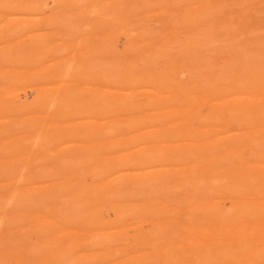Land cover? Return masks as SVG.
Listing matches in <instances>:
<instances>
[{"label": "bare ground", "instance_id": "6f19581e", "mask_svg": "<svg viewBox=\"0 0 264 264\" xmlns=\"http://www.w3.org/2000/svg\"><path fill=\"white\" fill-rule=\"evenodd\" d=\"M62 1L63 0H0V45L2 43H6V45L0 47V70H1V67H4V65L5 66L9 65V66H11L13 68H21V69H23L26 66V67H28L27 69H30V71H23L22 70L21 72H19V70H18L16 73H12V74L10 73V74L4 75V77H3L4 79L3 80L6 82V86L7 87L5 88V90H1L0 89V93L3 92V94L5 95L4 96L5 104H1L0 105V118H4L3 120H8V114L10 116L12 115L8 111H11L12 112L13 109L22 110L18 114H20V113L23 114V112H24V114L31 113V112L32 113H36V112L39 111L38 108L42 109L43 111H46L47 112V116H44V117L41 118L44 123H40V124L38 123V125L36 124V126H38V128H36L34 122L38 121L39 116H35L34 118H31L29 122L23 124V126H22L21 129L25 128L26 131L28 130V131H32V132L35 130V133L37 134V136H39V139H40L39 141L42 142V144L40 145L41 142H38L37 141L39 143V145H40V148H42V150L41 149L40 150L43 151L44 154H46V156L48 158H52L59 167L75 166V165H77V160L81 159L79 161H80V164H81L80 166H82V169L80 170V172H78V174L79 173L84 174L88 178H94V180H95V181H91V182H95L94 186L93 185H90V186L89 185H83V186H81V189L83 190L82 192L89 193V192H91V190H94L95 191V193L93 192L94 195H92V197L94 198V200L97 203L96 202H93L92 205H94V203L98 204V202H100V199H104V197H106V196L107 197H110L112 194L113 195H115V194H118V195L121 194L120 196L122 197V193L123 192H125L127 189H131L136 194L135 195L136 198H138L139 196H137V195L141 194L142 192H144L146 194V197L144 196V198H148V200H151L155 204V206H157L156 215L158 217H165V216H167V217H173V216H176L177 215L176 214L177 211L175 210L173 212L172 209H171L172 206L176 205V206H178V207H180L182 209L183 208L186 209V211H185L186 212L185 213L186 216H188V212L189 211L193 212L194 210H197V211L198 210H202V212L204 213L203 214L204 216L209 217V218H212L213 220H224V221H227V222H229V221H238V220H246V219H254V220L261 219V220H264V185L263 186L262 185L260 186L261 188L259 190L260 191L259 193H255V192H253L254 191L253 185H252V183H250L252 181L254 182V181H257V180L264 181V135L261 132L262 129L261 130L260 129H256L258 126H260L261 128L264 127V100L262 98H260V94L257 93L259 91V89L261 91V88L260 87L262 85L264 86V66H263V68L261 67V69L257 68L258 65L257 64L255 65V62L254 63L252 62V57H254V56L251 57V54L247 51V49L241 48L240 46L237 47V45H236V47H237L236 50H233V52H232V50H229V52L231 51L232 53H230V54L232 56H234L232 59L235 62L234 61L233 62L236 63L238 66H241L240 67L241 68V71H239V74L237 72L235 74L234 72H235L236 67L233 64H229V63L232 62V60H231V62H228L227 64H225L226 62L225 63L223 62L224 65H226V66L222 70H221L222 66L219 67V66L215 65V66H217V67L220 68L219 69V68L216 67L219 71H221V73L218 71L219 74H220L218 76H222L223 79L220 78V77H217V76L216 77L217 78H220V80L222 79L223 81L224 80H227L228 81V84H231V86H229L231 88H228L226 90L224 89V91H223V92H225L224 93L225 95L231 96V97L229 99H224V97H223L219 101H217L215 103H211V102H213L215 100L214 98H209L208 99L206 97L207 99L205 98V99H202V100H200L198 98H195V97L193 98L190 93H183V92H181L185 88L184 89H180V91L178 90L179 92L176 95L174 93L173 95H175L176 97H174V99L172 100L171 95H167L166 92L162 90L163 88L160 90L159 87L157 88L156 86H154V85L151 84L150 75H148L147 73H145V71H147V70H145L142 73L141 72H136V71H134V72L129 71L128 72V70H126V69H121L123 67V65L121 66L120 69H118L119 64L121 65L120 62H119V64H115V66H113V67H109V65L107 66V65L104 64V62H106V61L103 62V60H102V59L106 58L105 56H107V55H105V56H102L101 57V60L99 59L98 61H96L94 59L96 65L95 66H91L92 64L90 66L88 65L90 67V69H89V71H86V72H85V70H84V68L82 66L86 62L85 59H84V63L83 64L81 62H78V65L77 66H73L72 65V67L74 68V70L75 71L77 70V73L78 74H81V75L85 76L86 79L87 78L88 79H92V81L89 80V82H87V83H91V82L93 83V81H98V83H97V85H98L97 86V89H94V87H93V88H91L92 90H90L88 88L89 91H90V93H92V95L89 98L83 100V99H81L83 95H81V98H80V96H78L76 94L77 92L75 94H72L73 91H71V90H73V89H71L70 87H64V88H62V86L59 85L60 83L58 84L56 82L58 79H60V80L61 79H65L64 77H66V72H68L69 74L71 73L72 69L69 68L70 66L68 67V65H71L73 62L71 64H68V65L67 64H64V62H67V61L69 62V60H71V61L74 60L75 62H77L75 60V56L77 57V55H72L73 57H71V59H69V60H68V58H66V59H64V58L63 59H60V57L58 56V53H59L60 48H62V47H60V45H56V44H53L52 43L53 37H52V34L50 32H48V31H46L44 33L43 32H40L41 24H43V23H45V25L48 26L49 29L50 28H52V29L53 28L54 29H59V28H61V26H63L62 25V20L60 19L59 12L57 11L58 4L61 3ZM88 1H90V0H71V2L73 4L78 5L79 8L85 6ZM98 1L99 2L102 1V3H104V8L103 9H102V7L101 8L99 7L100 10H101V16H102V18H101V16H100V18L103 19L104 22H109L111 25L108 24V23L107 24L110 25L111 26V29H112V27L115 25V16L113 15V11H112L113 9H111L110 6L112 5L111 7L113 8V7H115V4L113 6V1L110 2V0H98ZM129 1H131V0H129ZM66 2H67V0H66ZM139 2L140 1H138V3ZM94 3H95V1H94ZM154 3H156V2H154ZM127 4L129 5V3H127ZM140 5H141V2H140ZM158 5H160V4L157 3V6ZM172 5H173V3H172ZM97 6H98V4H97ZM135 6H137V4ZM63 7H65V6H63ZM116 7L119 8L120 6H117V3H116ZM144 7L146 8V6H144ZM176 7H178V6H176ZM180 7H182V6H180ZM207 7H208V5H207ZM77 8L78 7H75L74 9H77ZM84 8H85L84 11H86L85 13L89 12L88 10H86V6ZM84 8H82V9H84ZM118 8H116V9H118ZM136 8H138V7H136ZM145 8L142 11H145L146 10ZM153 8H155V7H153ZM141 9H142V7L140 6L139 7V10H141ZM150 9L151 8L148 9V7H147V10H150ZM178 9L179 8H177V10ZM242 9L243 8H241V10ZM132 10H133V8H132ZM139 10L138 11L136 10V11L137 12H140ZM230 10H229V12H230ZM114 11H116V10L114 9ZM126 12H128V11H126ZM232 12H234V11L232 10L231 13ZM91 13H92V11H90L87 15L89 16ZM95 14H97V13H95ZM134 14H135V12H134ZM187 14L189 15V13H187ZM195 14H197V13L195 12ZM202 14L200 15V18L202 17ZM225 14H226V11H225ZM246 14H247V11H246ZM259 14H262V13H259ZM132 15H133V13H132ZM157 15H160V14H157ZM212 15L214 16V13H212ZM216 15H217V13H216ZM193 16L194 15L192 14V17ZM252 17H255V16H252ZM256 18L257 17H255V20H256ZM73 19L71 21H73ZM236 19H238V18H236ZM150 20L152 21V19H150ZM150 20H148V21L150 22ZM158 20H160V19H158ZM201 20H202V18L200 19V21ZM217 20H219V19H217ZM228 20H229V18H228ZM239 20L241 21V19H239ZM95 21H97V20H95ZM116 21H117V18H116ZM131 21H132V18H131ZM230 21H231V19H230ZM251 21H252V19H251ZM205 22L207 23V21H205ZM238 22L239 21H237V23ZM74 23L73 24L72 23H69V24H72L73 25V27H72L73 29L75 27L74 25H77V23L75 21H74ZM88 23L89 22H87V24ZM198 23L199 24H197V27L201 23H203V20H202L201 23L200 22H198ZM221 23H222V21H221ZM69 24L67 22L66 25L65 24L64 25L65 26L68 25V28L70 30L71 27H70ZM83 24H85V23H83ZM90 24H89V26H90ZM232 24H234V23H232ZM242 24H243V22H242ZM261 24H262V22H261ZM94 25L96 26V24H94ZM227 25H228V23H227ZM231 25H229V26H231ZM85 26H86V24H85ZM86 27H88V26H86ZM234 27H236V25ZM234 27H232V31H233V28ZM65 28L67 29V27H65ZM72 28H71V30H72ZM97 28H98V26H97ZM125 28H126V24H125ZM243 28H245V27L243 26ZM75 29H77V28L75 27ZM107 29L108 30H111L110 28H107ZM114 29L115 28H113L112 30H114ZM136 29H138V27ZM148 29H149V26H148ZM191 29H193V28H191ZM229 29H231V28H229ZM100 30L101 29H99V30L97 29V31H100ZM102 30H104V28ZM79 31L80 30H78V32ZM86 31L88 32V30H86ZM217 31H218V29H217ZM130 32H132V31H130ZM137 32L136 31L134 32V36H133V39L134 40H137V39H135V33H137ZM144 32H146V30ZM171 32H173V31H171ZM219 32H222L223 33V31L222 30L220 31V29H219ZM241 32H242V30H241ZM98 33L101 34V31L98 32ZM124 33H125V31H124ZM124 33H122V34H124ZM146 33H148V32H146ZM60 34H59V36L56 35V37L59 38L61 36ZM88 34H89V32H88ZM131 34H133V32ZM257 34L258 33H256V36H257ZM27 35H28L27 39L30 38V39H32L31 42L32 43H35V45H34L35 47L33 48V50L31 49L32 50L31 52L25 51L22 48V46L24 44L21 46L20 45L21 41H17L18 39L23 38L24 36H27ZM78 35H80V34H78ZM211 35H212V32H211ZM53 36H54V39L61 40V39L55 38V35H53ZM168 36H169V34H168ZM212 36L215 38L214 35H212ZM69 37H70V35L68 36V39H69ZM119 37L121 39V35H119ZM110 38H109V40H110ZM128 38L130 39L131 37L129 36ZM227 38L228 37H226V39ZM247 38H248V35H247ZM249 38H251V37H249ZM62 39L65 40V38H63V37H62ZM74 39L75 38H73L72 40H74ZM102 39H104V38H102ZM127 39L124 36V41L127 40ZM142 39L144 40V38H142ZM148 39H150V38H148ZM156 39H157V37H156ZM226 39H224L225 42H226ZM177 40H179V43L182 45L179 37H178ZM236 40H234V41H236ZM104 41L106 43H109L112 40H110L108 42L107 40L104 39ZM104 41L103 42L101 41L100 43L101 44L102 43L104 44ZM113 41H114V39H113ZM113 41H112V43H113ZM188 41H189V39H188ZM196 41H197V39H196ZM196 41H195V43L197 44L198 42H196ZM85 42H86V38H85ZM92 42L94 43V41H92ZM201 42L202 41L200 40V43H198V44H200V47H201ZM221 42H222V40H221ZM229 42H232V41H229ZM250 42H251V40H250ZM254 42H255V40H254ZM84 43H82V45H84ZM100 43H98V44H100ZM106 43H105V45H106ZM112 43H111L110 46H113ZM188 43H186V44L188 45ZM109 44H107V46ZM116 44H114V45H116ZM171 44H172V42H171ZM174 44H175V42H174ZM183 44H185V43H183ZM224 44H227V43H224ZM252 44H254V43H252ZM89 45H90V42H89ZM119 45H121V44H119ZM119 45H117V46H119ZM216 45H218V46L221 45L220 46V49H222L221 50L222 52L224 51L223 48L224 49L227 48L226 45L223 47L222 46V43L221 44L218 43V44H214V48L215 49L219 48L218 46L216 47ZM229 45H230V43H229ZM263 45H264V43H263ZM101 46H100V48L102 49ZM139 46H141V45H139ZM156 46H158V45H156ZM167 46H169V50L174 47L172 45H167ZM175 46H177V45L175 44ZM202 46L205 47L204 46V43H203ZM233 46L235 47V45H233ZM81 47H84V46H81ZM85 47H88V46H86V43H85ZM104 47L103 48H104L105 51H102V52L103 53L104 52H108V51H106V48L107 47L106 46H104ZM154 47H155V45H154ZM95 48H93V49H95ZM97 48H98L97 51L99 53H102L101 50L99 51V49H100L99 46ZM109 48L111 49V51L114 52V49L115 48H112V47H109ZM109 48H107V50ZM156 48H155V50H157ZM183 48H181V50H183ZM196 48H195V50H196ZM205 48L207 49L208 47H205ZM211 48H213V46ZM214 48H213V51L215 52V49ZM147 49H150V48H147ZM147 49L145 48V50H147ZM229 49H233V48H229ZM262 49H264V46H263ZM174 50H172V52ZM181 50H178V51H181ZM198 50L199 49L197 48V50H196L195 53H198ZM209 50H211V52H212V49L209 48ZM93 51H95V50H93ZM131 51H132V49H131ZM133 51H136V50H133ZM184 51H185V49L183 51H181L182 53L180 52L181 54H183L182 55L183 57L182 56H181L182 58L180 57L181 59H183L188 54L190 55V52H188V53H186L187 55L184 56ZM208 51H207V54H208ZM118 52L119 53H122L120 51H118ZM127 52H128V50H127ZM226 52H228V51H226ZM65 53H69V52H66L65 51ZM91 53L93 55V52L92 51H91ZM97 53H96V55H97ZM137 53H138V51H137ZM169 53H171V50L168 52V55H169ZM180 53H177V54L179 55ZM195 53H192V54H195ZM199 53H201L200 50H199ZM204 53L205 54H203L204 55L203 57L205 58L206 57L205 56L206 55V52L204 51ZM49 54H51V56H52L51 58L49 57L50 56ZM62 54H63V52H62ZM69 54H71V53H69ZM128 54L130 55V53H128ZM135 54H136V52H135ZM151 54H147V56H149ZM215 54H216V56L219 57L220 55L222 56V54H224V53H219L220 55H218L215 52L214 55ZM116 55H118V54H116ZM164 55L166 57V55H167L166 52H165V54L163 53L162 56H164ZM168 55H167V57H168ZM189 55H188V57H189ZM224 55H228L229 56L228 53L227 54L225 53ZM60 56H62V55L60 54ZM63 56H65V55H63ZM108 56H109V54H108ZM194 56H193V58H194ZM200 56H202V55L200 54ZM228 56H226V57H228ZM143 57H141L143 59L139 58L137 60L138 61L139 60H142L143 61L146 58V55L145 56L143 55ZM195 57H197V56H195ZM203 57H202V60L204 62H202V63H205V60L208 57H206L205 60H204ZM154 58L156 59V56ZM168 58H170V57H168ZM175 58H177V55H176ZM180 58H178V59H180ZM132 59L130 61H132ZM210 59L211 58L207 59V61H210V63H212L211 61H213V60H210ZM114 60H116V59H114ZM117 60L119 61V58ZM121 60H122V58H121ZM190 60H192V59H190ZM197 60H199V58ZM197 60L195 59L194 62H196ZM200 60H201V57H200ZM260 60H258V61H260ZM94 61H93V63H94ZM107 61H109V60H107ZM123 61L125 62V60H123ZM142 61H139V62H142ZM154 61H153V63H155L154 66H156L158 64V62H154ZM158 61H159V58H158ZM169 61H170V59H169ZM175 61L177 63V60H175ZM111 62L113 64V60H111ZM124 62H123V64H124ZM180 62L181 63L179 64V66L180 65L182 66L183 63L184 64L185 63H188V60H187V62H182V61H180ZM261 62L262 61H260L259 63H261ZM100 63H102V64H100ZM149 64H150V62H149ZM159 64H161V63H159ZM205 64L206 65L203 64V66L206 68L207 67V62ZM124 65H126V64H124ZM162 65H163V63H162ZM172 65H173V63H172ZM219 65H221V64H219ZM263 65H264V61H263ZM88 66L86 65V68ZM169 66H171V65H168V67ZM208 66L210 67L211 64L208 63ZM215 66H214L213 71L217 70V69H215ZM171 67H173V66H171ZM171 67H169V68H171ZM204 67L201 68V70H200L201 72H202V69ZM209 67H207V68L209 69ZM212 67H211V69H212ZM151 68H153V67H151ZM158 68L159 67H157V70H158ZM205 68H204V70H205ZM181 69H185V68L181 67ZM208 69H207V71H210ZM74 70H73V72H74ZM148 70H150V69H148ZM6 71H8V70H6ZM155 71H154V73H156V74L160 72V71L159 72H157V71L155 72ZM171 71H173V70H171ZM176 71H177L176 73H173L175 75L172 74L173 77L174 76H177V73H179L178 72L179 70H176ZM200 71L197 72V73H200ZM189 72H190V75H191L192 72L189 70L188 71V74H189ZM7 73H9V72H7ZM194 73L195 72H193V75H194ZM212 73L210 74V76L212 75ZM72 74H70L69 76H71ZM208 74L209 73L207 72V75ZM74 75H75V72H74ZM151 75H154V74L151 73ZM200 75L201 74H199V77L198 78H201ZM165 76H164V78H166ZM216 77L214 78L215 80H216ZM84 78H83V80H84ZM164 78L163 79H160V80H164ZM3 80H1V81H3ZM70 80H71V78H70ZM81 80L82 79H79L78 81L80 82ZM202 80L204 81V77L202 78ZM207 80H208V78H206V76H205V81H207ZM211 80L212 79H210V81ZM76 81H77V79H76ZM85 81H87V80H85ZM217 81H219V80H217ZM217 81H215V82H217ZM163 82L164 81H162V83ZM221 82H219V83H221ZM100 83H103V85L104 84L107 85L108 83L109 84L111 83V84H114V85H119V86L125 87L129 91L126 92L123 96L118 95V93H117V96H110V94L108 95L107 92H102V91L100 92V90L98 89V88H100V86H99ZM207 83L208 82H205V84H207ZM223 83H225V82H222V84ZM62 84H64V83H62ZM109 84H108V86H109ZM218 84L216 85V87L213 86V85H211V84L210 85H205V86L206 87L207 86H212L214 88H217ZM114 85H110V86H114ZM162 86H164V85H162ZM176 86H180V85L177 84ZM205 86L202 85L203 88L201 87V90L202 89H205ZM2 87H3V83H2ZM114 87H116V86H114ZM143 87L145 88L144 90H140V91L138 90V89L143 88ZM168 87H169V85H168ZM186 88H190V90H194V88L191 87V86L190 87H186ZM224 88H225V84H224ZM199 89H200V87H199ZM199 89H198V86H197L196 91L199 90ZM137 90L139 91V93L145 94V101L144 102H142L140 99H138V95H137L138 94L137 93L138 91ZM208 90H209V87H208ZM168 91L171 92L170 90H168ZM196 91H192V93L193 92L196 93ZM99 92L101 93V96L100 95L98 96V93ZM184 92H185V90H184ZM83 93H85V92H83ZM199 93H200V90H199ZM260 93L262 94V92H260ZM113 94H115V93H113ZM26 110H28V112L25 113ZM53 112H55L54 117L52 116V113ZM18 114H16V115L18 116ZM21 114H20V116H21ZM13 116H15V115H13ZM9 122L10 121L8 120V124L7 125H4V126L2 125V127H3L4 130H0V134L1 135L4 134V136L5 135L7 136V133H9V131L11 129H13V127L8 128V127H10V126H8L9 125ZM232 124H235V126H237V129L232 130V128H231V125ZM12 125H13V123H12ZM15 126H17V125H15ZM46 126L48 128L52 126V127H54V129L56 128V130L51 131V132L48 131L47 134H46V139H44L42 141L41 140V136L44 134V130H45ZM57 128H59V129H57ZM18 130L19 131H22V133L24 131V130H20V128H18ZM19 131L16 132V134L19 133ZM26 131L24 133H27L28 132V131L27 132ZM124 135H128V136L127 137H122ZM118 136H120V139L118 138ZM77 138L78 139L82 138L83 140L86 139V138L87 139L88 138H90V139L92 138V140H94V141L99 140V139L110 140V141H108L105 144V147L108 150V154L112 153L113 155L112 156L110 155L111 157L106 158L104 161H99L98 159L92 161V158L90 156H88V154L87 155H83V152H81L82 150L79 149V146L76 145V144L70 145L68 148H65V150L69 149L68 151H66L67 153H63V152H65L63 150L64 148L54 149V147H59V145L60 144H63L64 142H67V141H73V142H75V141H77ZM0 139H1V137H0ZM5 139L6 138H4V140ZM87 139L84 140V141H87ZM21 141H23V140H21ZM37 142H36V144H37ZM91 142H93V141H91ZM22 143H24V142H22ZM22 145H23V147H24V145L30 146V143H26V144H22ZM2 147H0L1 151H3L2 150ZM5 147H7L6 144H5ZM10 147H11V145H10ZM12 148H14V152L15 153L20 150L19 149L20 147L17 149V145H16L17 151H15V147H12ZM84 148H85V146H84ZM8 150H12V149H7V151ZM12 151L9 153L10 155H11ZM34 152H36V151H34ZM18 153L20 154V152H18ZM2 154H3V152L0 155L2 156ZM9 154H8V156H9ZM44 160H45V158H44ZM22 162H24V161H21V164H23ZM27 163H28V160H27ZM36 163L38 164L39 162H36ZM10 164H11V162H10ZM18 164L20 165V162ZM32 164L34 165V162ZM6 166H7V164H6ZM35 166H36V164H35ZM90 166H91V168L89 170H87L86 168L87 167H90ZM21 167H23V166H21ZM67 167L64 168V169L65 170H68ZM9 168H11V166ZM13 168H14V166H13ZM74 168H75V170H77L76 167H74ZM1 169L3 170L5 168L2 167ZM17 171H20V170H17ZM24 171H27V170L25 169V170H23V172ZM72 173H75V172H72ZM76 173H77V171H76ZM42 174L43 173H41V175ZM45 175L47 177H49L50 179H54V180L55 179H59L60 177L65 176L64 175V172L62 173L61 170L59 168H57V167H54V169L52 168V171H48ZM15 177L16 176H14V178ZM12 178L13 177H11V179ZM6 179H8V178L5 177L4 180H6ZM8 180H10V178ZM33 180H35V178H33ZM41 180H43V178ZM66 182L67 183H61V182H54L53 183L52 182L53 184H51L50 186H48L49 187V191H50V193H49L50 195H49V197H47L48 199L47 198H45V199H47V201H48L49 198H52V197L53 198H57L58 197L59 198L58 199L59 201L62 200L61 201L62 206L64 205V207L65 206H69L70 207L69 212L68 211H65V212H67V214H69V215H74V214H77V213H76L75 210H73V207L76 208L77 205L74 206V203H72V201L69 200V198L72 199V196H66L68 194L67 192L72 187H74V186H72V184H70V182L68 180ZM22 183H24V180H23ZM25 183H26L25 185H27L28 182H25ZM22 185H24V184H22ZM30 185H31V183H30ZM14 189H15V187H14ZM0 190H1L0 192L2 193V189H0ZM5 190H6V188L3 189V192ZM35 190L36 189H34V191ZM27 191H26V193H28V195H30L29 192L31 190L30 191L27 190ZM129 191H126V192H129ZM80 192H81V190H80ZM82 192L80 193V195L81 196H84V195H82ZM126 192L123 193V194H127L128 195V193H126ZM19 193H20V191H19ZM26 193H25V195H27ZM134 193H131V194L133 195ZM46 194H48V193H46ZM131 194H129V195L131 196ZM11 195H13V194H11ZM21 196H22V194H21ZM23 196H22V198H23ZM32 196L33 195H31L30 199L28 197V198H24L22 200L25 201L27 199V202H28V199L29 200L34 199ZM43 196H44V194H43ZM81 196H80V198H81ZM61 197H62V199H60ZM115 197H116V195H115ZM135 197L133 199H135ZM193 197L196 200H199V201H196V204L194 206L192 205V201H190V198H193ZM0 198H1V196H0ZM80 198H79V200L81 201ZM87 198H89V197H87ZM115 199L117 200V198H115ZM133 199H131L130 201L132 202ZM142 199H143V196H142ZM43 200H44V198H43ZM79 200H77V201H79ZM120 200H121V198H120ZM126 200L127 199L125 198V201ZM21 201L19 200V204H21L20 203ZM23 201H22V203H23ZM33 201H31V202H33ZM139 201H141V200H139ZM38 202H40V201H38ZM70 202H71V204H70ZM29 203H30V201H29ZM13 204H15V202ZM19 204H15V205H19ZM30 204H32V203H30ZM46 204L48 205V202ZM10 205H12V204H10ZM92 205L90 203L91 208L92 207L94 208V206H92ZM134 205H136V204H134ZM44 206L45 205H43V207ZM90 206L88 205L87 207H90ZM18 207L21 208L23 206L21 205V207L20 206H18ZM24 208H26V205H25ZM111 208H113V207H111ZM111 208H110V210H104L103 208L101 210L98 209L97 213H92V214H90L89 212H86L87 210H85V213H87L85 215L90 214V216L92 215L91 217H93L96 214L97 216H100V220L101 221L103 220V219H101V216H103V215L105 217L106 216H109L112 219V221L115 220V222H116L117 220H119L117 222L119 224V222L122 221L120 219H122V217H123V213H122L123 211L119 212L117 210H112ZM32 209H33V207H32ZM37 209L40 210V207L39 208H36V210ZM47 209H49V208H47ZM21 210H23V208ZM41 210H42V207H41ZM81 210H83V209H81ZM92 210H89L88 209V211H92ZM129 210H130V208H129ZM27 211H29V210H27ZM30 211L32 212V210H30ZM59 211H61V210L59 209ZM5 212H6V210H5ZM8 212H9V210H8ZM20 212H22V211H20ZM57 212H58V210H57ZM0 213H3L4 214V211L3 212L0 211ZM148 213L149 212H147L146 214H148ZM60 214H62V213H60ZM137 214L138 213H136V215ZM139 214H140V212H139ZM80 215H84V214H80ZM131 215H132V213H131ZM97 216L94 217L95 220H96V217ZM104 216H103V218H104ZM59 217H61V216H59ZM66 217L67 216H65V218ZM77 217H74V219L75 218L77 219ZM193 217H195V216H193ZM5 218H6V216H5ZM69 218L71 219V216ZM86 219H87V217H86ZM185 219H187V217H185ZM91 220H92V218H91ZM130 220H131V218H130ZM188 220L190 221L189 218L186 221H188ZM23 221H25V220H23ZM31 221H32V219H31ZM85 221L86 220H84V224L87 223L89 225V223H92V222H90V220L87 221V222H85ZM101 221H100V224H101ZM184 221H183V223H184ZM199 221H200V219H199ZM64 222H66V221H64ZM96 222H98V221H96ZM108 222L107 223L104 222V223L107 224V225H109ZM132 222L134 223V221H132ZM144 222H146V221H144ZM180 222H182V220ZM21 223H22V221H21ZM57 223H59V222L57 221ZM166 223H168V221ZM216 223L217 222H215V224ZM229 223H231V222H229ZM257 223H260V222H257ZM82 224H83V222H82ZM84 224H83V226H84ZM121 224L123 225V223H121ZM19 225L20 224L18 223V226ZM25 225H26V223H25ZM97 225H99V222L97 223ZM97 225H95V226H97ZM101 225H103V224H101ZM126 225H128V224H126ZM203 225H204V222H203ZM217 225H218V223H217ZM83 226H82V228H83ZM93 226L94 225L92 224V227ZM205 226H206V223H205ZM247 226H248V224H247ZM113 227H114V224H113ZM221 227H223V226H221ZM20 228L21 229H24L22 227H20ZM20 228H18V229L20 230ZM71 228H74V227H71ZM225 228H227V227H225ZM228 228H230V227H228ZM26 229L27 228H25V230H22V232L26 233L27 232ZM87 229H89V228H87ZM255 229H258V228L255 227ZM30 230L33 231L34 229L31 228ZM30 230H29V233L30 232L32 233V231H30ZM155 230H158V229H155ZM263 230H260V231H263ZM38 231H39V229H38ZM41 232L42 233L43 232L45 233V230L44 231H41ZM245 232H247V231H245ZM35 233L37 234L36 230H35L34 233L31 234L32 235L31 237L36 236ZM22 237H23V235H22ZM25 237L28 238V236H26V234H25ZM31 237L28 238L27 241L30 242V239H31V241L34 242L35 239L32 240L33 238H31ZM112 237L108 238L107 241L106 240H103L104 242L105 241L106 242L103 243L102 245L103 246L108 245L109 247H113L114 245H117L118 242H119V239L112 238ZM149 237H151V235ZM204 237H207V235H205ZM35 238L39 239L38 236L35 237ZM235 238H237V237H235ZM258 238H259V236H258ZM252 239H250V240H252ZM19 240H22V238L19 239ZM56 240H57L56 241V244H58V242L60 240L58 241V238ZM90 240H92V239H90ZM151 240L153 241V238H151ZM242 240H244V239H242ZM52 241H54V240H52ZM179 241H181V240H179ZM14 242H16V241H14ZM14 242H12V243H14ZM24 242H26V239L24 240ZM253 242H255V241H253ZM26 243H28V242H26ZM81 243H82V241H81ZM83 243H85V242H83ZM95 243H93V244H95ZM22 244H23V242H22ZM53 244H54V242H53ZM100 244L101 243H99V245ZM164 244H165V242H164ZM231 244H232V242H231ZM30 245H29V247H30ZM38 245H40V244H38ZM186 245H187V243H186ZM32 246H33V244L31 245V247ZM35 246H37V242H36V245ZM94 246H96V245H94ZM119 246H120V244H119ZM144 246H146V245H144ZM201 246H203V245H201ZM218 246L219 245H217V248H218ZM34 247H32V248L35 249ZM39 247H37V249H39ZM96 247H98V246H96ZM165 247H166V245H165ZM225 247H227V246H225ZM249 247H251V246H249ZM49 248L50 247L48 246V250H50ZM53 248H54V246H53ZM53 248H51V249H53ZM144 248H146V247H144ZM214 248H215V246H214ZM214 248H212V249H214ZM220 248L221 247H219V249ZM33 249H31V252L34 253V251L35 252L37 251L36 249L33 251ZM64 249H66V248H64ZM95 249L97 250V248H95ZM147 249H148V247H147ZM200 249H201V247H200ZM226 249L230 251V249H228V248H226ZM42 250L44 251V247L42 249H40V251H42ZM45 250H46V247H45ZM105 250H107V249H105ZM140 250H141V248H140ZM194 250H196L195 247H194ZM24 251L26 252L25 249H24ZM66 251H67V249H66ZM241 251H242V249H241ZM44 252L47 253L49 251H47V252L44 251ZM44 252H42L41 254H43ZM90 252H92V251L90 250ZM141 252H143V251H141ZM200 252L201 251L199 250V253ZM244 252H245V250H244ZM258 252H259V250H258ZM65 253H67V252H65ZM159 253H160V251H159ZM161 253H162V251H161ZM239 253H242V252H239ZM152 254H154V253H152ZM157 254L158 253H156V255ZM82 255H83V253H82ZM199 255H201V253ZM204 255H205V253H204ZM228 255H230V253ZM232 255L235 257L234 254H232ZM257 255L258 254H256V256ZM252 256H255V255H252ZM59 257H61V256H59ZM63 257L64 256H62V258ZM124 257H125V255H124ZM194 257H196V255H194ZM147 258H149V257H147ZM231 258H233V257H231ZM243 258H245V257H243ZM52 259H54V258H52ZM59 259H61V258H59ZM59 259H58V261H61L62 260V259L61 260H59ZM164 259H165V257H164ZM261 259L264 261V258L263 257ZM95 260H96V258H95ZM196 260H198V259H196ZM214 260H212V259H211V261L207 260V261H205V264H207V262H209V264H210V262H212ZM223 260H226L227 261V259H224V258H223ZM109 261L110 260H108L107 262H109ZM216 261H214V263ZM35 262H36V260H35ZM181 262H180V264H182ZM200 262L201 261H199L198 264H202V262L201 263ZM218 262H220V261H218ZM255 262H256V259H255ZM41 263H42V261H41ZM63 263H64V261H63ZM66 263H67V261H66ZM74 263L77 264L78 261H74ZM95 263H96V261H95ZM194 263H195V261H194ZM223 263H225V262L223 261ZM2 264H4V263H2ZM80 264H82V263L80 262ZM92 264H94V263H92ZM188 264H189V262H188ZM255 264H257V263H255Z\"/></svg>", "mask_w": 264, "mask_h": 264}, {"label": "rangeland", "instance_id": "374dc122", "mask_svg": "<svg viewBox=\"0 0 264 264\" xmlns=\"http://www.w3.org/2000/svg\"><path fill=\"white\" fill-rule=\"evenodd\" d=\"M94 1H95V3H94ZM111 1H113V6L115 4V7H116V3H117V6H120L119 8L116 7L118 9H116L115 7L112 8L111 7L112 5L110 6V8L113 9L112 10L113 11V15L115 16V25L112 27V29L115 28L114 30L111 29V26H110L111 24L109 22H104V20L101 19L102 16H101V10H100V8L101 7H102V9L104 8V3H102V1L99 2L98 0H90V1H88L86 3V5H85L86 6V10H88L89 12L92 11V13L89 16L87 15L89 12L85 13L86 11H84L85 10V8H84L85 6L79 8V6L76 5V4H73L71 2V0H67V2H66V0H63L61 3L58 4V7H57V11L59 12L60 19L62 20V25L63 26H61V28H59V29H54V28L53 29L52 28L49 29L48 26L45 25V23L41 24L40 32H43V33L46 32V31L50 32L52 34V37H53L52 43L53 44H56V45H60V47H62V48H60L59 53H58V56L60 57V59H63V58L66 59V58H68V60H69V59H71V57H73L72 55H77L78 58L75 56V60L77 62H75L74 60L73 61L69 60V62L68 61L67 62H64V64H67V65L68 64H71L73 62L71 65H68V67L70 66L69 68L72 69V71H71L70 74H72V73L73 74L71 76H69L70 74L68 72H66V77H64V78L67 81L65 79H61V80L58 79L56 82L58 84L60 83L59 85L62 86V88H64V87H70L71 89H73V90H71V91H73L72 94H75L77 92L76 94L78 96H80V98H81V95H83L82 98H81L83 100L89 98L92 95V93H90L89 89L92 90L91 88H93V87H94V89H97V86H98L97 83H98V81H93V83L92 82L91 83H87V82H89V80L92 81V79H88V78L86 79L85 76H83L81 74H78L77 73V70L75 71L74 68L72 67V65L73 66H77L78 65V62H81L83 64L84 63V59H85L86 62L83 65L82 64L81 65L83 66V68H84V70L86 72V71H89V69H90L89 66L91 64H92L91 66H95L96 65L94 59L96 61H98L99 59L101 60V57L102 56H105V55H107V56H105L106 58L103 57L104 59H102V60H103V62L106 61V62H104V64L107 65V66L109 65V67H113V66H115V64H119V62H120L121 65L119 64L118 69H120L121 66L123 65V67L121 69H126V70H128V72L129 71H132V72L136 71V72H141L142 73L145 70H147V71H145V73H147L148 75H150V78L152 79V80L150 79L151 84L154 85V86H156L157 88L159 87L160 90L163 88L162 90L165 91L167 95H171L172 100L174 99V97H176L175 95L180 91V89H184L185 88L184 89L185 92H184V90L181 91V92H183V93H190L193 98L195 97V98H198L200 100L205 99L206 97L208 99L209 98H214L215 100L213 102H211V103H215V102L219 101L223 97H224V99H229L231 97V96L225 95L224 94L225 92H223L224 89L226 90L228 88H231V87H229V86H231V84H228V81L227 80H224L223 81L222 80L223 79L222 76H218V75H220L219 72L221 73V71H219L217 68H219L220 66H222L221 70L224 69V67L226 66V65H224V63L226 62L225 64H227L228 62H231V60H232V62L229 63V64H233L236 67L234 73L236 74V72H237L239 74V71H241V68H240L241 66H238L236 63H234L235 61L232 59L234 56H232L230 54V53L233 52V50H236V48L238 46H240L241 48L247 49V51L251 54V57L254 56V57H252V62L253 63L255 62V65L256 64L258 65L257 68L261 69V67L263 68V66H264L263 65V61H264V56H263L264 55V49H262L263 46H264L263 45V43H264V36H263L264 35V26H263L264 25V0H229V1L228 0H219V1L218 0H177L178 2L176 0L175 1L174 0H160V1L159 0H143V1L142 0H131V1H129V0H117V1L116 0H110V2ZM138 1L141 2V5H140V2L138 3ZM154 2H156V3H154ZM127 3H129V5ZM157 3H159L160 5L157 6ZM172 3H173V5H172ZM97 4H98V6H97ZM136 4H137V6H135ZM207 5H208V7H207ZM63 6H65V7H63ZM140 6L142 7L141 10H139V7ZM144 6H146V8ZM176 6H178V7H176ZM180 6H182V7H180ZM75 7H78L77 8L78 10L77 9H74ZM136 7H138V8H136ZM147 7H148V9L149 8H151V9L150 10H147ZM153 7H155V8H153ZM82 8H84V9H82ZM132 8H133L134 11L132 10ZM144 8L146 10L145 11H142V10H144ZM177 8H179V9L177 10ZM241 8H243V9L241 10ZM114 9L116 11H114ZM136 10L137 11L139 10L140 12H137ZM224 10L226 11V14L227 15L225 14V11ZM229 10H230V12H229ZM232 10L234 12L231 13ZM126 11H128V12H126ZM194 11L197 14H195ZM246 11H247V14H246ZM134 12H135V14H134ZM95 13H97V14H95ZM132 13H133V15H132ZM187 13H189V15ZM200 13L201 14L203 13L202 14V17H201L202 20H203V23H201L202 20L200 21V19H201L200 18V15H201ZM212 13H214V16L212 15ZM216 13H217V15H216ZM259 13H262V14H259ZM157 14H160V15H157ZM192 14L194 15L193 17H192ZM100 16H101V18H100ZM252 16L257 17L256 20H255V17H252ZM227 17L229 18V20H228ZM116 18H117V21H116ZM131 18H132V21H131ZM236 18H238V19H236ZM72 19H73V21H71ZM150 19H152V21ZM158 19H160V20H158ZM217 19H219V20H217ZM230 19H231V21H230ZM239 19H241V21ZM251 19H252V21H251ZM95 20H97V21H95ZM148 20H150V22ZM236 20L239 21V22L237 23ZM74 21L77 23V25H74L77 29H75V27H74V29L72 28L73 27L72 24L74 23ZM205 21H207V23ZM221 21H222V23H221ZM67 22H68V24L69 23H72V24H69L70 27L72 28V30H71V28L69 30L68 25L65 26ZM87 22H89V23L87 24ZM198 22H200L201 24L197 27V24H199ZM242 22H243V24H242ZM261 22H262V24H261ZM83 23H85L86 26H88V27H86L85 24H83ZM107 23L110 24V25H108ZM227 23H228V25H227ZM232 23H234L236 25V27H234L235 25L232 24ZM89 24H90V26L92 24L93 25L90 27ZM94 24H96V26ZM125 24H126V28L127 29L125 28ZM147 25L149 26V29H148V26ZM229 25H231L235 29L233 28V31H232V27L229 26ZM97 26H98V28H97ZM243 26L245 28H243ZM65 27H67V29ZM137 27H138V29H136ZM103 28H104V30H102ZM107 28H110L112 31L111 30H108ZM191 28H193V29H191ZM229 28H231V29H229ZM97 29L98 30L101 29L100 30L101 31V34L98 33L100 31H97ZM217 29H218V31H217ZM219 29H220V31L222 30L223 33L222 32H219ZM78 30H80V31L78 32ZM86 30H88L89 34H88V32ZM145 30L149 34L146 33V32H144ZM241 30H242V32H241ZM124 31H125V33H124ZM130 31H132L133 34H131L132 32H130ZM135 31L136 32L138 31L137 33H135V39H137V40H134L133 39V36H134V32ZM171 31H173V32H171ZM211 32H212V35L215 36V38L211 35ZM122 33H124V34H122ZM256 33H258L257 36H256ZM59 34L61 36L59 38H57L56 35L59 36ZM78 34H80V35H78ZM168 34H169V36H168ZM53 35H55V38L61 39V40L54 39V36ZM69 35H70V37L68 39V36ZM119 35H121V39H120ZM126 35L128 37L130 36L131 38L129 39ZM149 35L150 36L152 35L151 36L152 38ZM247 35H248V38H247ZM124 36H125L126 39L128 38L127 40H125L126 42L124 41ZM177 36L180 38V41H181V43H182L183 46L179 43V40H177L178 39ZM27 37H28V35L27 36H24L23 38L18 39L17 41H21V43H20L21 46L24 44L22 46V48L25 51L31 52L33 50V48L35 47L34 46L35 43H32L31 42L32 39H30V38L27 39ZM62 37L65 38L66 41L63 40ZM147 37L150 38V39H148ZM156 37H157V39H156ZM226 37H228V38L226 39ZM249 37H251V38H249ZM73 38H75V39L72 40ZM85 38H86V42H85ZM102 38H104L108 42L110 40L113 41V39H114V41H113V43H112V41H110L109 42L110 44H109V43H106L104 41V39H102ZM109 38H110V40H109ZM142 38H144V40ZM188 39H189L190 42L188 41ZM196 39H197V41H196ZM224 39H226V42H225ZM200 40L202 41L201 42V47L202 48L200 47V44H198V43H200ZM221 40H222V42H221ZM234 40H236V41H234ZM250 40H251V42H250ZM254 40H255V42H254ZM92 41H94V43ZM101 41L102 42L104 41V44L103 43L101 44L100 43ZM170 41L172 42V44H171ZM173 41L175 42V44L177 46H175V44H174ZM195 41L198 42V43L196 44ZM229 41H232V42H229ZM84 42L86 43V46H88V47H85V43ZM89 42H90V45H89ZM97 42L100 43V44H98ZM217 42L219 44L222 43V46L223 47L226 45L227 48L226 47H225L226 49L223 48L224 51L222 52L221 51L222 49H220V46L221 45L220 46L216 45V47L218 46L219 48H217L218 50L215 49L214 48V44H218ZM82 43H84V45H82ZM105 43H106V45H105ZM111 43L113 44V46H110ZM118 43L121 44V45H119ZM183 43H185V44H183ZM186 43H188V45ZM203 43H204V46L205 47H208L207 48L208 50H209V48L212 49V52H211V50L208 51L205 47H203L202 46ZM224 43H227V44H224ZM229 43H230V45H229ZM252 43H254V44H252ZM107 44H109L108 45L109 47H112V48H115V49L117 48L118 50L116 49L117 50L116 51L114 49V52L111 51V49L107 46ZM114 44H116V45H114ZM4 45H6V43H2L0 45V47L1 46H4ZM103 45L106 46L107 48H109L108 50L106 48V51H108V52H104V53L102 52V51H105L104 50L105 47ZM117 45H119L120 47L117 46ZM139 45H141V46H139ZM154 45H155V47H154ZM156 45H158L159 47L156 46ZM167 45H172V46H174L173 48L175 49V50L173 48L170 49L171 50V53H169V55H168V52L170 50H169V46H167ZM233 45H235V47ZM236 45H237V47H236ZM81 46H84L85 48L84 47H81ZM96 46L97 47L99 46V48H100V46L102 47V49L101 48L99 49V51L101 50L102 53H99L97 51L98 48ZM212 46H213V48L215 49V52L218 55H220L219 53H224V54L225 53L226 54L228 53L229 56L222 54V56L220 55L218 57V56H216V54L214 55L215 52L213 51V48H211ZM196 47L201 51V53H199V50H198V53L199 54L198 53H195L196 50H197ZM93 48H95V49H93ZM130 48L132 49V51H131ZM145 48L146 49L147 48H150V49L145 50ZM155 48L157 50H155ZM181 48H183V50L185 49L184 56L187 55L186 53L190 52V55L188 54L190 58L187 55V56L184 57L185 59L184 58L181 59L183 57L182 56L183 54H181L182 53L181 51H183V50H181ZM195 48H196V50H195ZM229 48H233V49H229ZM93 50H95V51H93ZM127 50H128V52H127ZM133 50H136V51H133ZM172 50H174V51L172 52ZM178 50H181V51H178ZM206 50L208 51V54H207V51ZM225 50L228 51V52H226ZM229 50H232V52L231 51L229 52ZM65 51L66 52H69L71 54L65 53ZM91 51L93 52V55H92ZM118 51L122 52L123 54L122 53H119ZM137 51H138V53H137ZM204 51L206 52V55L205 56L208 57V58L205 57L206 60L203 57L204 56L203 54H205ZM62 52H63V54H62ZM135 52H136V54H135ZM165 52L168 55V57H170V58H168L167 55H166V57H165V55L162 56L163 53L165 54ZM96 53H97V55H96ZM107 53L109 54V56H108ZM115 53L118 54L120 57L118 55H116ZM128 53H130V55ZM177 53H180L181 55L179 54L180 55L179 56ZM192 53H195L196 55L195 54H192ZM60 54L62 56H60ZM147 54H151V55L147 56ZM200 54L202 56H200ZM49 55H50L49 57L51 58L52 57L51 54H49ZM63 55H65V56H63ZM143 55L144 56L146 55V58L143 61L142 60H139V61H142V62H139L137 59L143 57ZM176 55H177V58H175ZM194 55L197 56V57H195ZM155 56H156V59L154 58ZM193 56H194V58L196 60L198 58H199V60H197L196 62H194L195 59L193 58ZM226 56H228V57H226ZM200 57H201V60H200ZM202 57L204 58L205 63L207 62V67H209L208 66V63L211 64V66L209 67V69L206 67L211 72L210 71H207V69L203 66V64L204 65H206V64L205 63H202V62H204L202 60ZM109 58L111 60H113V64H112V62H111V60ZM118 58H119V61L117 60ZM121 58H122V60H121ZM143 58H141V59H143ZM158 58H159V61H158ZM178 58H180L181 60L178 59ZM209 58H211L210 60H213V61H211L212 63H210V61H207V59H209ZM114 59H116V60H114ZM131 59H132V61H130ZM169 59H170V61H169ZM190 59H192V60L194 59V60L192 61ZM107 60H109V61H107ZM123 60H125V62ZM175 60H177V63H176ZM187 60H188V63H185V64L183 63L182 66L180 65L181 67H183L185 69H181V67L179 66V64L181 63L180 61L187 62ZM258 60L262 61L261 62L262 64L259 63L260 61H258ZM93 61H94V63H93ZM122 61L126 65H124ZM153 61L154 62H158V64L156 63L157 65L154 66L155 63H153ZM149 62H150V64H149ZM159 63H161V64H159ZM162 63H163V65H162ZM172 63H173V65H172ZM100 64H102V63H100ZM219 64H221V65H219ZM86 65L87 66L89 65L88 66L89 68L88 67L86 68ZM168 65H171L173 67L169 66V67H171V68H169ZM215 65H217L219 67H217ZM7 66L4 65V67H1V70H0V89L1 90H5V88L7 87L6 86V82L3 80L4 79L3 78L4 75L10 74V73L11 74L12 73H16L18 70H19V72H21L22 70L23 71H30V69H27L28 67H26V66L23 69H21V68H13V67H11L9 65H7ZM214 66H215V69H217V70H215L216 72L213 71ZM151 67H153V68H151ZM157 67H159L160 69L158 68V70H157ZM202 67H204L205 70L203 68L202 69V72H201L200 70H201ZM211 67H212V69H211ZM148 69H150V70H148ZM6 70H8V71H6ZM73 70L75 72V75H74ZM155 70L157 72H159V71L160 72L156 74V73H154ZM171 70H173V71H171ZM176 70H179L178 71L179 73H177V76H174L173 77L172 74L173 73H176L177 72ZM187 70L188 71L190 70L192 72L191 75L193 77L190 75V72L188 74V71ZM199 71H200V73H197ZM7 72H9V73H7ZM193 72H195L194 75H193ZM207 72L209 73L208 75H207ZM151 73L154 74V75H151ZM211 73H212V75L210 76ZM199 74H201L204 77V81L202 80L203 77L201 75H200L201 78H198L199 77ZM173 75H175V74H173ZM164 76L166 78H164ZM205 76H206V78H208L207 81H205ZM214 76L215 77L216 76L217 77H220L222 79L220 80V78H217L216 77V80H215L214 79L215 78ZM70 78H71V80H70ZM83 78H84V80H83ZM163 78H164V80H160V79H163ZM76 79H77V81H76ZM79 79H82L84 82L82 80L81 81L83 83L81 81L79 82L78 81ZM210 79H212V80L210 81ZM1 80H3V81H1ZM85 80H87V81H85ZM217 80H219V81H217ZM162 81H164V82L162 83ZM215 81H217L218 83L221 82V81L222 82H225V83L222 84V82H221V83L218 84ZM1 82L3 83V87H2V83ZM205 82H208V83L205 84ZM62 83H64V84H62ZM216 83L218 84L217 88H214L212 86H207V87L205 86V85H210L211 84V85H213V86L216 87V85H217ZM108 84L107 85H105V84L103 85V83H100L99 84L100 88H98L100 90V92L101 91L102 92H107V94L108 95L110 94V96H117V93H118V95L123 96L126 92L129 91L125 87H122V86H119V85H114V84H111V83L108 86ZM177 84H179L180 86H176ZM224 84H225V88H224ZM110 85H114L116 87L110 86ZM162 85H164L166 88L164 86H162ZM168 85H169V87H168ZM202 85L205 86V89H202L203 91L201 90ZM190 86L193 87L194 90H190V88H186V87H190ZM197 86H198V89L200 87V89H199L200 90V93H199V90L196 91ZM208 87H209V90H208ZM210 87L212 89L214 88L213 89L214 91ZM260 88H261V91L259 89V91L257 93H259L260 94V98H262L264 100V98H263L264 97V86L262 85ZM144 89L145 88L143 87V88H140L138 90L140 91V90H144ZM168 90H170V91L172 90V91L169 92ZM139 91L137 92L138 93L137 94L138 95V99H140L142 102H144L145 101V94H141V93H139ZM192 91H196V93L195 92L192 93ZM83 92H85L86 94L88 93V94L86 95ZM100 92L98 93V96L99 95L101 96V93ZM260 92H262V94ZM1 93H0V96L1 95L2 96L0 97V105L1 104H5V100H4V96L5 95L3 94V92H1ZM113 93H115V94H113ZM174 93H175V95H173ZM38 110L40 112L39 111L36 112V113H32L31 112V113H27V114H24V112H23V114L20 113L21 116L18 113L21 112L22 110L13 109L12 112L11 111H8L10 114H12L11 116L8 114V120L10 121L9 122V125H8L10 127H8V128L13 127V129H11L9 131V133H7V136L6 135L4 136V134H2L3 135L2 136L0 134V137H1V139H0V147H2V146L4 147V148L2 147V150L3 151H1V149H0V152L1 153L3 152V154H4V155L2 154L3 157L0 155L1 156L0 157L1 158L0 159V185H1L0 186V189H2V193L0 192V196H1V198H0V211L1 212L4 211V214L3 213H0V216L2 215L0 217V246L2 245L0 247V264H2V263H4V264H75L74 261H78L77 264H80V262L82 264L83 263L84 264H92V263H94V264H97V263L98 264H143V263L144 264H173V263L174 264H180L181 261H182L181 262L182 264H185V263L188 264V262H189V264H193L194 261H195L194 264H198L199 261H201L202 264L203 263L205 264V261H207V260L211 261V259L212 260L215 259L214 261H216V260L217 261L215 263H214V261H212V262H210V264H213V263L214 264H218V263L219 264H235V263L236 264H255V263H257V264H264V261L261 259L262 257L264 258V230H263L264 229V220H261V219H259V220L246 219V220H238V221H229V222H231V223H229V222L224 221V220H213L212 218L206 217V216L203 215L204 213L202 212V210H198V211L197 210H194L193 212L189 211L188 212V216H186V214H185L186 213L185 212L186 209L183 208L184 209L183 210L182 208H180V207H178L176 205H174V206L171 207V209H172L173 212L175 210L177 211L176 212V214H177L176 216H173V217H167V216H165L166 218L165 217H158L156 215L157 206H155V204L151 200H148V198H144V196L146 197V194L144 192H142L141 194L137 195L139 197L136 198L135 197L136 194L131 189H127L126 190V191H129L130 190L129 192H126L125 191L126 193H128V195L127 194H123L125 192L122 193V197L120 196L121 194H119V195L118 194H115L116 197H115V195L112 194L110 197H107L106 196V197H104V199H100V202H98V204H96L97 202L92 197V195H94V193H95L94 190H91L90 189L91 192H89V193L82 192L83 190L81 189V186H83V185H89V186L90 185H93L94 186L95 182H91V181H95V180H94V178H88L84 174H81V173L78 174V172H80V170L82 169V166H80L81 164H80V161H79L81 159L77 160V165H75V166L59 167L52 158H48L46 156V154H44V152L41 151L42 148H40V145L42 144V142L39 141L40 140L39 139V136H37V134L35 133V130L33 132L27 130L28 131L27 132L25 128L21 129L22 126H23V124L29 122L30 119L31 118H34L35 116H39L38 121L34 122L35 126H36V124L38 125V123L39 124L40 123H44L41 118L44 117V116H47V112L46 111H43L40 108H38ZM26 112H28V110H26L25 113ZM53 113H52V116L54 117L55 112H53ZM16 114H18V116ZM13 115H15L16 117L13 116ZM3 119L4 118H0V130H4L3 127H2V125L4 126V125H7L8 124V120H3ZM12 123H13V125H12ZM14 124L17 125V126H15ZM18 128H20V130H24V129L25 130L22 133V131H19ZM36 128H38V126H36ZM231 128H232V130H235V129H237V126H235V124H232L231 125ZM57 129H59V128H57ZM256 129H260V130L262 129L261 132L264 135V130H263L264 127L261 128L260 126H258ZM54 130H56V128L54 129V127H52V126L48 128L46 126V128L44 130V134L41 136V140L43 141L44 139H46V134H47L48 131L51 132V131H54ZM18 131H19V133L16 134V132H18ZM25 131L27 133H24ZM127 136L128 135H124L122 137H127ZM4 138H6L5 139L6 141L4 140ZM118 138L120 139V136H118ZM86 139H84V140H86ZM21 140H23V141H21ZM82 140H83L82 138H80V139L77 138V141H75V142H73V141H67V142H64L63 144H60L59 147H54V149L64 148L63 150L65 152H63V153H67L66 151H68L69 149L65 150V148H68L70 145L76 144V145L79 146V149L82 150L81 152H83V155H87L88 154V156H90L92 158V161L97 160V159L99 161H104L106 158L111 157L113 155L112 153L108 154V150L105 147V144L108 141H110V140L99 139V140L94 141V140H92V138L91 139L88 138L87 141H84V140L82 141ZM90 140L93 141V142H91ZM37 141L38 142H41L40 145H39V143ZM22 142H24V143H22ZM36 142H37V144H36ZM26 143H30V146H28L29 145L28 144V145H24V147H23L22 144H26ZM5 144H6L7 147H5ZM10 145H11V147H10ZM16 145H17V149L20 147L19 148L20 150L18 151V152H20V154L18 152L15 153L14 152V148H12V147H15V151H17ZM84 146H85V148H84ZM7 149H12L13 151L12 150H8L7 151ZM11 151H12V153L10 155L9 153ZM34 151H36V152H34ZM8 154H9V156H8ZM44 158H45V160H44ZM27 160H28V163H27ZM21 161H24V162H22L23 164H21ZM10 162H11V164H10ZM19 162H20V165L23 166V167H21L18 164ZM33 162H34V165L32 164ZM36 162H39V163L37 164ZM6 164H7V166H6ZM35 164H36V166H35ZM12 165L14 166V168H13ZM10 166H11V168H9ZM2 167L5 168V169L2 170L1 169ZM54 167L59 168L62 173L64 172V175L65 176L60 177L61 179L59 178V179H55V180L54 179H50L49 177H47L45 174L48 171H52V168L54 169ZM66 167H67L68 170H65L64 169ZM72 167L73 168L76 167L77 170H75V168L73 169ZM90 168H91V166L90 167H87L86 169L89 170ZM25 169L28 172L27 171H24L23 172V170H25ZM17 170H20V171H17ZM76 171H77V173H76ZM72 172H75V173H72ZM41 173H43V174L41 175ZM14 176H16L15 177L16 179L14 178ZM5 177L8 178V179L10 178V180H8V179L4 180ZM11 177H13V178L11 179ZM33 178H35V180H33ZM42 178H43V180H41ZM23 180H24V183H22ZM67 180L70 182V184H72V186H74V187H72L67 192L68 194L66 195V196H72V199L68 197L69 200L72 201V203H74V206L77 205L76 208L73 207V210H75L76 213H77V214H74V215H69V214H67V212H65V211H68L69 212L70 207L69 206H65L64 207V205L62 206V203H61L62 200L59 201L58 200L59 199L58 197L57 198H53V197L52 198H49V200L47 201V199H48L47 197H49V195H50L49 194L50 191H49V187L48 186H50L54 182L67 183L66 182ZM25 182H28L27 185H25L26 184ZM30 183H31V185H30ZM250 183H252L253 189H254L253 192H255V193H259L260 192L259 190L261 188L260 186L261 185L262 186L264 185V181H261V180H257V181H254V182L252 181ZM20 184L21 185L24 184V185L21 186ZM14 187H15V189H14ZM5 188H6V190L3 192V189H5ZM26 189L29 190V191L31 190L29 192L30 195H28V193H26V191H27ZM34 189H36L37 191L36 190L34 191ZM80 190L82 192V195H84V196H81L80 195V193H81ZM19 191H20V193H19ZM25 193L27 195H25ZM46 193H48V194H46ZM131 193H134V194L132 195ZM11 194H13V195H11ZM21 194H22V196L24 195L23 198H22ZM43 194H44V196H43ZM129 194H131V196ZM31 195H33L32 197L35 200L34 199L29 200L30 197H31ZM80 196H81V198H80ZM142 196H143V199H142ZM28 197H29L28 202H27V199L25 201L22 200V199L28 198ZM87 197H89V198H87ZM112 197L114 199L117 198L118 201L116 199L114 200ZM134 197H135V199H133ZM43 198H44V200H43ZM45 198H47V199H45ZM79 198L81 199V201L79 200ZM120 198H121V200H120ZM125 198L127 199L126 201H125ZM60 199H62V197ZM131 199H133L132 202L130 201ZM19 200L20 201L22 200L23 203L21 201L20 202L21 204H19ZM77 200H79V201H77ZM139 200H141V201H139ZM29 201L32 204H30ZM31 201H33V202H31ZM38 201H40V202H38ZM190 201H192V205L194 206L196 204V201H199V200H196L193 197V198H190ZM12 202L13 203L15 202V204H19V205H15ZM47 202H48V205L46 204ZM89 202L91 203V205L93 204V202H96V203H94V205H92V206H94V208L93 207L91 208ZM10 204H12V205H10ZM70 204H71V202H70ZM134 204H136V205H134ZM21 205L23 207H21ZM25 205H26V208H24ZM43 205H45V206L43 207ZM88 205L90 207H87ZM18 206H20L21 208H19ZM31 206L33 207V209H32ZM39 207H40V210L39 209L36 210V208H39ZM41 207H42V210H41ZM111 207H113V208H111ZM22 208H23V210H21ZM47 208H49V209H47ZM102 208L104 210H110V208H111L112 210H117L119 212L123 211L122 212L123 213V217H122V219H120L122 221L119 222V224H118L117 222L119 220H117L116 222H115V220L112 221V219L109 216H106L105 217L103 215L104 218H103V216H101V219H103L102 221L100 220V216H97L96 214H95V216H97L96 217V220L94 218L95 216H93V217H91L92 215L90 216V214L97 213L98 209L101 210ZM129 208H130V210H129ZM59 209L61 211H59ZM81 209H83V210H81ZM88 209L89 210H92L93 209L94 211L93 210L92 211H88ZM5 210H6V212H5ZM8 210H9V212H8ZM27 210H29V211H27ZM30 210H32V212ZM57 210H58V212H57ZM85 210H87L86 212H89L90 214L85 215V214H87V213H85ZM20 211H22V212H20ZM135 212L138 213V214L136 215ZM139 212H140V214H139ZM147 212H149V213L146 214ZM60 213H62V214H60ZM131 213H132L133 216L131 215ZM80 214H84V215H80ZM5 216H6V218H5ZM59 216H61V217H59ZM65 216H67V217L65 218ZM70 216H71V219L69 218ZM193 216H195V217H193ZM74 217H77V219L76 218L74 219ZM86 217H87V219H86ZM90 217L92 218V220H91ZM185 217H187V219L189 218L190 221L189 220L186 221L187 219H185ZM130 218H131V220H130ZM31 219H32V221H31ZM199 219H200V221H199ZM23 220H25V221H23ZM84 220H86L85 222H87V221L90 220V222H92V223H89V225L87 223L84 224ZM181 220H182V222H180ZM21 221H22V223H21ZM57 221L59 223H57ZM64 221H66V222H64ZM96 221L99 222V225L100 226L97 225L98 222H96ZM100 221H101V224H103L104 226L100 224ZM132 221H134V223ZM144 221H146V222H144ZM167 221H168V223H166ZM183 221H184V223H183ZM24 222L26 223V225H25ZM82 222H83L84 226H83ZM104 222L105 223L108 222L109 225L105 224ZM203 222H204V225H203ZM215 222H217L218 225H217V223L215 224ZM257 222H260V223H257ZM18 223L20 224L19 226L22 227V228H24V229H21L18 226ZM121 223H123V225ZM205 223H206V226H205ZM92 224L94 225L93 227H92ZM113 224H114V227H113ZM126 224H128V225H126ZM247 224H248V226H247ZM95 225H97V226H95ZM82 226H83V228H82ZM221 226H223V227H221ZM71 227H74V228H71ZM225 227H227V228H225ZM228 227H230V228H228ZM255 227L258 228V229H255ZM18 228H20L21 231ZM25 228L28 229V230L26 229V231H27L26 233L22 232V230H25ZM29 228L30 229L31 228L34 229L33 230L34 232L36 230V232H37L38 235L35 233L36 236L31 237L32 236L31 234L34 233V232L32 230H30ZM87 228H89V229H87ZM38 229H39V231H38ZM155 229H158V230H155ZM29 230L32 231V233L31 232L29 233ZM44 230H45V233L44 232L42 233L41 231H44ZM260 230H263V231H260ZM245 231H247V232H245ZM231 233L232 234L234 233L233 234L234 236ZM25 234H26V236H28V238L31 237V238H33L32 240L35 239V241L34 242L31 241V239H30V242L27 241L28 238L25 237ZM22 235H23V237H22ZM150 235H151V237H149ZM205 235H207V237H204ZM37 236L39 237L40 240L37 239V238H35ZM258 236H259V238H258ZM110 237L119 239L118 244L117 245H114L113 247H109L108 245L103 246L102 244L105 243L107 241V239L110 238ZM235 237H237V238H235ZM21 238H22V240H19ZM57 238H58V241L60 240L58 242V244H56V241H57L56 239ZM151 238H153V241L151 240ZM25 239H26V242H28V243L24 242ZM90 239H92L93 241L90 240ZM242 239H244V240H242ZM250 239H252V240H250ZM52 240H54V241H52ZM103 240H106V241L104 242ZM179 240H181L182 242L179 241ZM14 241H16V242H14ZM81 241H82V243H81ZM163 241L165 242V244H164ZM253 241H255V242H253ZM12 242H14V243H12ZM22 242H23V244H22ZM36 242H37V246H35L36 245ZM53 242H54V244H53ZM83 242H85V243H83ZM231 242H232V244H231ZM93 243H95V244H93ZM99 243H101L100 245L102 247L99 245ZM186 243H187V245H186ZM30 244L31 245L33 244L32 247L35 246L34 248L37 250L36 252L34 251L35 249H33L31 247ZM38 244H40V245H38ZM119 244H120V246H119ZM29 245H30V247H29ZM94 245H96L98 247H96ZM144 245H146V246H144ZM165 245H166V247H165ZM201 245H203V246H201ZM217 245H219L218 248H217ZM248 245L251 246V247H249ZM48 246L50 247L49 248L50 250H48ZM53 246H54V248H53ZM143 246L146 247V248H144ZM214 246H215V248H214ZM225 246H227V247H225ZM37 247H39V249H37ZM43 247H44V251H46V252L49 251V252L45 253L43 250L40 251V249H42ZM45 247H46V250H45ZM147 247H148L149 250L147 249ZM194 247H195L196 250H194ZM200 247H201V249H200ZM219 247H221V248L219 249ZM51 248H53V249H51ZM64 248H66L67 251ZM95 248H97L98 251ZM140 248H141V250H140ZM212 248H214V249H212ZM226 248L230 249V251L227 250ZM24 249L26 250V252L24 251ZM31 249H33L34 253L31 252ZM105 249H107V250H105ZM241 249H242V251H241ZM90 250L92 252H90ZM199 250L201 251L200 252L201 255H199L200 254L199 253ZM244 250H245V252H244ZM258 250H259V252H258ZM141 251H143V252H141ZM159 251H160V253H159ZM161 251H162V253H161ZM42 252H44L45 254L44 253L41 254ZM65 252H67V253H65ZM203 252L205 253V255H204ZM239 252H242V253H239ZM82 253H83L84 256L82 255ZM152 253H154V254H152ZM156 253H158V254L156 255ZM229 253H230V255H228ZM232 254H234L235 257ZM256 254H258V255L256 256ZM124 255H125V257H124ZM194 255H196V257H194ZM252 255H255V256H252ZM59 256H61V257H59ZM62 256H64V257L62 258ZM230 256L233 257V258H231ZM58 257L61 258L62 260L59 259ZM147 257H149V258H147ZM164 257H165V259H164ZM243 257H245V258H243ZM250 257L251 258L253 257V258L251 259ZM52 258H54V259H52ZM95 258H96V260H95ZM223 258L224 259H227V261L226 260H223ZM58 259L61 260V261H58ZM196 259H198V260H196ZM255 259H256V262H255ZM35 260H36V262H35ZM108 260H110V261L107 262ZM41 261H42V263H41ZM63 261H64V263H63ZM66 261H67V263H66ZM95 261H96V263H95ZM218 261H220V262H218ZM223 261L225 263H223ZM207 264H209V262H207Z\"/></svg>", "mask_w": 264, "mask_h": 264}]
</instances>
